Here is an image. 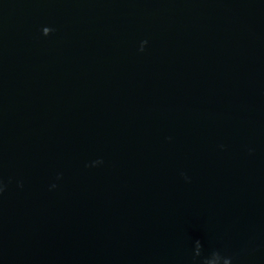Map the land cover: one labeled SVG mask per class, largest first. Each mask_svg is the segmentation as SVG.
<instances>
[{
	"label": "water",
	"instance_id": "obj_1",
	"mask_svg": "<svg viewBox=\"0 0 264 264\" xmlns=\"http://www.w3.org/2000/svg\"><path fill=\"white\" fill-rule=\"evenodd\" d=\"M0 264H264V0H0Z\"/></svg>",
	"mask_w": 264,
	"mask_h": 264
}]
</instances>
